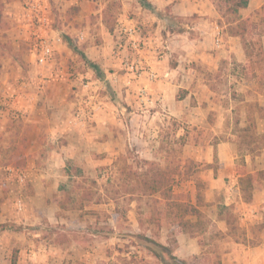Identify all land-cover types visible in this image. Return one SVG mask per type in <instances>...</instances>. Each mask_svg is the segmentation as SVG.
Returning a JSON list of instances; mask_svg holds the SVG:
<instances>
[{"label": "rangeland", "instance_id": "374dc122", "mask_svg": "<svg viewBox=\"0 0 264 264\" xmlns=\"http://www.w3.org/2000/svg\"><path fill=\"white\" fill-rule=\"evenodd\" d=\"M67 2L65 0H0V110L5 109L11 94L15 95V92H20L23 87L28 90V84L30 86L33 84L31 81L33 76L40 75L43 69L48 68L38 65L35 60L40 39L45 36H57H51L45 26L56 29L62 38L61 41H65L66 34L62 31L67 30L66 25H70L69 23L75 25L77 22V19H74L77 14L76 5L72 3L69 5ZM122 9L121 0H109L102 10L101 19L103 21L106 18L108 27L105 23L104 25L114 43L117 36L116 29L123 23ZM262 12L264 15V7ZM178 21L181 25L191 24V18ZM219 24L224 27L223 21ZM142 25V34L146 39L152 33L146 25ZM63 28L65 30H62ZM70 41L72 46L65 42L79 54L78 57L83 58L78 47L71 39ZM252 43L251 58L256 63L252 70L255 71H253L255 75L256 73L261 75L264 71V49L261 39H255ZM112 47V55L120 58L121 66L119 70L115 67H109V70L120 74L124 72L122 57L116 48ZM181 51L185 50L181 48ZM170 53L168 61L170 64L176 63V59L180 56L176 51ZM68 61L71 64L73 62L70 59ZM69 62L67 78L73 83L68 94L70 107L67 108V114L63 115L62 121L75 130L91 131L96 123L94 116L102 109L114 105L113 117L117 119L120 116L130 128V133L126 136V146L121 152L110 156L111 161L107 164L92 165L88 159L89 155L84 151L77 157L64 159V163L56 167L57 176H55L53 192L46 199V203L52 204L55 209L56 220L49 222L43 216L33 218L31 210L25 213L21 222H14L16 218L14 213L24 210L23 203L29 202L31 193L27 189L25 177L23 176V182L18 180L25 164L22 158L24 140L13 141L15 143L9 145L13 155L8 156L7 151L2 153H5L3 159L14 158L13 165L16 169L13 170L9 185L5 189L0 187L6 192L4 198L0 196V206L3 203L9 206L8 216L4 218V222L1 218L0 222V240L3 243L1 245L6 249L0 250V253L4 251L0 254V264H13V261L14 264H158L159 262L164 264L148 251L138 234H144L158 242L166 239L173 253L179 255L181 259L183 255L178 254L177 237L180 234L196 237L198 234L179 232L180 229L176 226L177 219L174 218V215H180L176 208H169L165 212V204L161 201L158 205L161 210L160 223H149L144 220L141 227L138 223L135 201L128 206L124 199L113 201L108 198L112 191L111 183L117 175L113 163L118 161V166H122L124 162L135 166V159L154 161L166 168L172 187V199L183 205L198 207L211 222L207 230L201 234L202 247L184 256L186 264H201V259L205 256L216 262L220 259V251L230 240L251 247L264 245V192L260 187L264 180H259L253 186V189L256 187L259 190L260 199L258 202L253 198L249 201L252 205V209L248 206L249 218L243 215V212H247L246 209H238L235 203L230 202L231 199L225 195V188L222 192L212 193L207 199L204 180L206 174L210 177L215 176V173L212 175L206 169L216 170L218 167L217 143L221 141H232L237 145L234 161L239 176L261 169L256 163V156L264 152V147L256 150L253 143L249 145L248 140L251 139L244 138L237 129L248 126L253 136L264 135V133L257 134L254 115L257 110L255 104L258 99L257 93L264 87V78L259 79L258 76L250 79L248 67L231 65L233 56L228 55L217 71H200L202 72L200 81H195L190 88L195 95L190 97L189 105L185 102V105L181 106L183 112L174 115L157 106H150L147 107L146 113L142 114L139 109V115H135L132 111L136 110L127 106L117 85L112 84L105 74L95 70L99 79H95L96 85L88 90V94H94L93 114L84 121V124H71L69 119L78 109L76 104L82 97H86L80 80L75 81L73 76L80 74L82 78L88 80H94V77L87 74L89 70L86 66L80 64L72 68ZM55 68L60 70L61 66L56 65ZM235 74L239 76L236 77ZM173 84L171 93L174 92L176 98L181 97L184 94L182 88L184 83L178 81ZM8 90L11 92L9 97L6 96ZM194 106H199L198 110L207 113L206 120L201 121L202 111L200 114L194 112L192 109ZM262 111L264 113V110ZM132 117L134 119H131ZM108 118L111 116L105 119L109 120ZM217 119L222 120V123L215 124ZM3 120L0 117V123ZM111 125L114 126V131L118 127L115 123ZM115 136L117 137V133ZM64 141L65 138L62 136L58 140L59 144H63ZM49 147L47 145L44 149L48 150ZM251 148L255 151L251 152ZM1 149L6 150L5 147ZM94 149L90 152L96 153ZM120 156H125L126 159L116 160ZM45 159L46 157L39 163L44 167L47 166ZM207 159L212 162L207 163ZM236 176L235 174L232 179L226 177L225 183L232 181L234 187L239 188V176ZM84 190H91L95 194L92 200L83 202L82 208L64 209L57 204L60 202L65 206L72 205L73 202L67 200L68 194L74 197L75 204H78L77 198ZM159 198L161 199V195ZM18 200L22 202V210L17 206ZM10 208L13 210L12 213ZM224 208L229 209L234 215L232 229L226 225V229L221 230L212 222L214 217L225 216ZM235 208H237L236 212L233 211ZM227 235H230V238L227 239ZM21 249L28 254L27 257H20ZM31 250L32 252H29ZM2 255L4 256L1 257Z\"/></svg>", "mask_w": 264, "mask_h": 264}, {"label": "crops", "instance_id": "0c3cea01", "mask_svg": "<svg viewBox=\"0 0 264 264\" xmlns=\"http://www.w3.org/2000/svg\"><path fill=\"white\" fill-rule=\"evenodd\" d=\"M65 1H68L67 4L69 5L71 3L76 5L75 12L77 14L74 19H77V22L75 25L69 23L70 25H66L67 30L62 32L78 47L83 58L78 57L79 54L74 52L65 41L54 43L53 59L46 65L48 68L43 69L40 75L33 76L31 80L33 84L31 86L28 84V90L23 87V90L15 92V95L8 90L6 96L9 97L11 94V97L5 109L0 110V117L4 119L0 123V187L3 189L9 185L13 170L16 168L13 165L14 158L3 159L5 153H2L7 151L8 156L13 155L9 145L14 144L13 141L15 140L22 139L25 143L22 152V158L25 162L22 167L24 175L23 173L22 175L25 177L27 189H29L31 196H29V202L23 203L24 210L14 213L16 217L14 222H21L25 213L31 210L33 211V218L43 216L49 222L56 220L55 209L52 204L46 203V199L53 192V184L56 182L55 176H57L56 167L64 163V159L77 157L79 153L84 151L85 154L89 155L88 159L92 165L107 164L111 161L110 156L121 152L126 146V136L130 133V128L120 116L117 119L113 117L115 115L112 111L114 105L102 109L94 116L96 123L91 131L75 130L62 121L63 115L67 114V108L70 107L68 94L70 85L73 83L67 78L69 59L73 61L72 64L69 62L72 68L80 64L84 65L89 70L87 74L92 78L94 77V80H98L99 77L89 63L94 64L97 71L105 74L106 78H110L112 84L117 85L127 106L136 110L132 111L135 115H139V109H141L142 114L146 113L147 107L150 106H157L174 115L183 112L181 106L185 105V102L189 105L190 97L195 95L190 88L195 81H200V76H202L200 71H217L223 59L228 55L233 56L231 65L244 66L249 64L252 67L256 65L254 59L245 54L241 37L227 34L225 25L222 27L219 24V14L213 5V0H121L123 23L139 22L146 25L152 33L150 37L145 39V46L140 53V58L143 60L144 68L151 71L154 77L150 79L148 71H146L139 79L134 78L130 81L128 79L130 75L124 69V72L120 74L109 70V67H115L119 70L121 66L120 58L112 55L114 41L101 19L102 10L109 0ZM149 7H153L156 12L160 13L161 17H158ZM263 7L264 0H248L247 5L240 8L238 14L242 19L250 18L251 38L253 40L261 39L264 49ZM167 12L178 18L177 20L191 18V24H183L181 31L171 30ZM45 27L51 36H60L56 29ZM81 33H83L84 38L78 40V35ZM216 39H219L218 44L215 42ZM181 48L185 51H181ZM171 51H176L180 56L173 64L168 61ZM56 65L61 66L60 70L55 68ZM253 71L251 70V72ZM235 76L239 75L235 74ZM256 77L260 79V75L257 73L253 78ZM112 78L115 81H112ZM253 78L250 77V79ZM178 81L184 83L182 85L184 96L181 100L176 99L174 92L171 93L173 83ZM141 88L145 89L144 94L146 96L144 97L139 94ZM257 95L258 99L255 102L258 107L263 108L264 96L260 92ZM198 107L194 106L192 109L199 114L202 111L201 121L203 122L206 120L207 113L198 110ZM188 108L187 111H189ZM254 115L257 134H262L264 133V116H261L258 110H255ZM108 116L111 118L106 120L105 118ZM113 123L118 126L115 131L114 126L111 125ZM216 123L220 124L222 120L217 119ZM116 133L117 137L115 136ZM2 135L3 138H1ZM61 136L65 138L63 144L58 142ZM47 145L50 147L45 150ZM2 147H5L6 150L1 149ZM91 149L96 150V153H91ZM236 151L237 145L232 141L217 143L218 167L216 170L206 169L212 175L215 173V176L210 177L208 174L204 176L207 187L206 196L208 199L212 193L222 192V189L225 188V195L231 199L230 202L235 203L238 209H246L247 212H243V215L245 218H249L248 206L252 209V205L250 202L242 200L238 186L234 187L235 184L231 183L232 181L226 184L224 180L226 177L234 178L235 174L236 177L239 176L234 161ZM44 157H46V167L39 164L41 161L43 162ZM2 162L4 164L1 165ZM208 162L212 161L207 159ZM256 163L259 169L264 168V152L260 156H256ZM213 187L216 189H212ZM260 187L261 191L264 192V181ZM229 190L230 192H228ZM5 194L6 192L0 189L2 198L5 197ZM252 198L256 202L260 199L259 190L256 187L253 189ZM8 211L9 206L3 203L0 206V222L2 221L1 218H3L2 222L5 221L4 218L8 216ZM10 211L12 213L13 210L10 208ZM233 211L236 212L237 208ZM26 219L28 220V218ZM212 222L216 223L221 230L226 229L227 222L221 215L212 218ZM226 238H230V235H227ZM159 242L167 244L166 239H161ZM1 243L0 240V250H6ZM177 243H179L178 254L183 255L181 259L202 247L198 242V236L192 235L180 234L177 237ZM226 244L224 249L220 251V264H264V245L251 247L234 240L227 241ZM22 256L27 257L28 254L21 249L20 257ZM177 256L180 258L179 255ZM158 264L162 263L159 262Z\"/></svg>", "mask_w": 264, "mask_h": 264}, {"label": "trees", "instance_id": "16d2710c", "mask_svg": "<svg viewBox=\"0 0 264 264\" xmlns=\"http://www.w3.org/2000/svg\"><path fill=\"white\" fill-rule=\"evenodd\" d=\"M248 0H213V5L219 14V22L224 23L227 34L229 35H238L241 37L242 46L247 57L250 58L252 55L253 48V39L251 38L252 33L250 30L251 20L250 18L242 19L238 11L240 8H243L247 5ZM153 12L157 14L158 17H161L159 12H156L153 7H149ZM168 11V10H167ZM169 19V27L171 30L181 31L183 26L177 20L175 16L167 12ZM175 20V21H174ZM108 27L106 18L103 20ZM111 29V28H110ZM65 41L70 44V38L65 36ZM72 46V45H71ZM91 67L97 71V67L89 63ZM245 67H248V71L252 74L249 77L253 78L256 75L251 72L252 65L245 64ZM260 78H264V71ZM264 96V87L260 91ZM184 96V94L182 95ZM177 97L176 99H181L183 97ZM257 110L261 116H264L261 107H258ZM237 131L241 132L243 137H249L251 140L249 145L253 143V147L256 150H259V147H264V135L253 136L250 132V127H238ZM258 144V145H257ZM259 144H261L259 146ZM251 148V152H253ZM120 158V159H119ZM116 160L126 159L125 156H120ZM136 165L123 163L122 166H118V161L113 163L115 168L116 176L112 181V191L111 195L108 196L109 199L117 201L121 198L126 201V204L129 206L132 201L136 202V212L138 214V223L142 227L144 220H147L149 223H160V213L159 203L164 202L165 212L169 208H176L180 215H174L176 220V226L180 229L179 232H189L190 234H198L199 244H203V235L204 231L207 230L210 220L204 216V213L198 209V207L193 205H183L177 200L172 199V187L170 185V177L166 168L161 167L158 163L154 161H148L144 159H135ZM259 180H264V168L257 170L253 173H247L246 175L239 176L238 184L241 194V198L244 202H249L252 199V190L253 186ZM94 192L91 190H84L77 200L78 204H75V198L71 197L70 194L67 195V200L73 202L70 206H65L64 203H57L61 208H82L83 202L85 200H92L94 197ZM161 195V199L159 198ZM225 218L227 225L232 229L234 215L233 213L224 208ZM143 216L145 218H143ZM195 219H191L190 217ZM142 243L147 246L148 251L155 256L157 259L162 261L164 264H186L184 259H180L173 253L172 249L168 244H162L151 237L146 235H137ZM209 256H205L201 259V264H220V260L217 261L209 260ZM14 264V261H13Z\"/></svg>", "mask_w": 264, "mask_h": 264}, {"label": "built area", "instance_id": "2783aa9c", "mask_svg": "<svg viewBox=\"0 0 264 264\" xmlns=\"http://www.w3.org/2000/svg\"><path fill=\"white\" fill-rule=\"evenodd\" d=\"M46 21H44L45 23ZM117 36L114 43V47L118 54L122 57V66L124 71L130 76L128 79H139L143 73L148 71V77L152 79L154 74L146 70L144 67L143 60L140 58V53L144 49L145 39L143 37V25L136 21H129L128 23L120 24L117 29ZM84 38L83 33L78 35V40ZM60 36H45L39 41V46L35 52L36 63L40 66H46L53 59L54 54V43H60ZM216 44L219 43V39L215 40ZM75 81L80 80L81 88L86 92V97H82L76 104L78 109L73 113L69 119L71 124H84L93 114V98L94 94H88V90L94 87L96 84L95 80H88L82 78L80 74L74 75ZM145 89L141 88L139 91L140 96L144 97ZM149 101V99H147ZM150 102V101H149ZM19 182L24 181L23 175L18 176ZM17 206L19 209L22 207V202L18 200Z\"/></svg>", "mask_w": 264, "mask_h": 264}]
</instances>
